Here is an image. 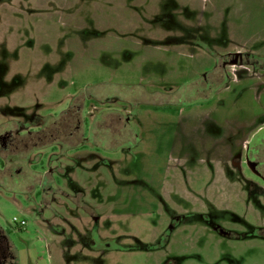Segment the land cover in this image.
<instances>
[{
	"label": "rangeland",
	"instance_id": "374dc122",
	"mask_svg": "<svg viewBox=\"0 0 264 264\" xmlns=\"http://www.w3.org/2000/svg\"><path fill=\"white\" fill-rule=\"evenodd\" d=\"M235 52L264 65V0H0L17 264H264V183L208 139L259 131L264 71L230 63L207 101H179Z\"/></svg>",
	"mask_w": 264,
	"mask_h": 264
},
{
	"label": "flooded vegetation",
	"instance_id": "af4514ba",
	"mask_svg": "<svg viewBox=\"0 0 264 264\" xmlns=\"http://www.w3.org/2000/svg\"><path fill=\"white\" fill-rule=\"evenodd\" d=\"M230 63L240 65L242 68L249 67L256 71H260V70L264 71V65H259L257 62L255 63L254 61H252V58L243 55V53L240 52L229 53L227 55V58L221 61L220 64L218 65L217 75H215V73L211 71L203 73L198 78V81H196V84L191 86V88L185 92L184 97L179 99V101H182L183 105L186 106H191L195 102H196L195 104H197L199 102L204 103L205 101H207L210 98V96L213 94L214 88L218 84H223V83L225 84L229 79L227 74L228 71L227 66ZM240 71L242 72L245 70H240ZM221 81L224 82L220 83ZM85 113L83 114L84 123H85L84 128L86 127V123H87L86 121L88 120V116ZM100 117L101 116H96L95 122ZM127 119L128 118L125 117L126 121ZM81 122L79 120V124ZM76 128L77 130H79L82 127L78 125ZM258 132L259 131H257L252 136L251 140L246 145L239 144L241 143L240 140H236L235 137H231V136L220 137L218 135L215 137H209L208 139L212 140L217 144H224L226 147L229 148V150L233 149L232 151L233 158L230 162V166L234 167L235 169H240L242 165H246L253 172V175L259 178L264 183V173H263L264 161L261 160L260 158L261 151L263 150L262 148L264 146V138L253 144V138ZM17 134L19 133L17 132ZM13 137L15 136L11 132H5L4 134L0 135V149L1 148L7 149L9 145L13 142L14 139ZM123 145H128L129 148H132L135 144L134 141L129 140L128 142L123 143L121 146ZM249 182H250L249 183L250 190L260 191L259 189H257L258 187L257 184L251 181ZM263 190L264 188L262 187L261 191ZM171 228H174V226L171 225ZM160 239H164V236H161ZM0 264H17V257L15 255L13 245L10 242L9 234L6 231H4L1 227H0Z\"/></svg>",
	"mask_w": 264,
	"mask_h": 264
},
{
	"label": "water",
	"instance_id": "95a60500",
	"mask_svg": "<svg viewBox=\"0 0 264 264\" xmlns=\"http://www.w3.org/2000/svg\"><path fill=\"white\" fill-rule=\"evenodd\" d=\"M264 138V128L259 130V132L253 138V144L262 140ZM254 168V167H253Z\"/></svg>",
	"mask_w": 264,
	"mask_h": 264
},
{
	"label": "built area",
	"instance_id": "2783aa9c",
	"mask_svg": "<svg viewBox=\"0 0 264 264\" xmlns=\"http://www.w3.org/2000/svg\"><path fill=\"white\" fill-rule=\"evenodd\" d=\"M15 223H19V226L20 227H25L26 226V221L25 220H22V221H18L16 218L14 219Z\"/></svg>",
	"mask_w": 264,
	"mask_h": 264
},
{
	"label": "trees",
	"instance_id": "16d2710c",
	"mask_svg": "<svg viewBox=\"0 0 264 264\" xmlns=\"http://www.w3.org/2000/svg\"><path fill=\"white\" fill-rule=\"evenodd\" d=\"M263 150L261 151V155H260V158H261V160H263L264 161V146H263V148H262ZM264 170V169H263ZM264 173V172H263Z\"/></svg>",
	"mask_w": 264,
	"mask_h": 264
},
{
	"label": "crops",
	"instance_id": "0c3cea01",
	"mask_svg": "<svg viewBox=\"0 0 264 264\" xmlns=\"http://www.w3.org/2000/svg\"><path fill=\"white\" fill-rule=\"evenodd\" d=\"M264 127V122L260 124V129Z\"/></svg>",
	"mask_w": 264,
	"mask_h": 264
}]
</instances>
